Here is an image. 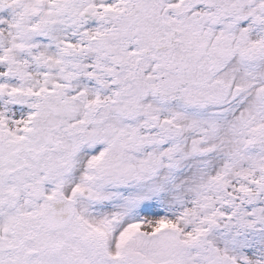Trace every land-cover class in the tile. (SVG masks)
Returning <instances> with one entry per match:
<instances>
[{
  "label": "snow or ice",
  "instance_id": "6c2138e0",
  "mask_svg": "<svg viewBox=\"0 0 264 264\" xmlns=\"http://www.w3.org/2000/svg\"><path fill=\"white\" fill-rule=\"evenodd\" d=\"M0 264H264V0H0Z\"/></svg>",
  "mask_w": 264,
  "mask_h": 264
}]
</instances>
